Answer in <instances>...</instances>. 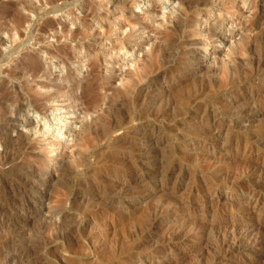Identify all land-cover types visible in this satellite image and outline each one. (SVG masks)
I'll use <instances>...</instances> for the list:
<instances>
[{"label": "rangeland", "instance_id": "1", "mask_svg": "<svg viewBox=\"0 0 264 264\" xmlns=\"http://www.w3.org/2000/svg\"><path fill=\"white\" fill-rule=\"evenodd\" d=\"M0 6V264H264V0Z\"/></svg>", "mask_w": 264, "mask_h": 264}, {"label": "bare ground", "instance_id": "2", "mask_svg": "<svg viewBox=\"0 0 264 264\" xmlns=\"http://www.w3.org/2000/svg\"><path fill=\"white\" fill-rule=\"evenodd\" d=\"M3 4H4V3H3ZM8 5H9V4H8ZM10 5H11V4H10ZM4 6H5V5H4ZM0 7H1V6H0ZM188 7H190V6L188 5ZM192 7H193V6H192ZM163 8H165V7H163ZM163 8H162V9H163ZM170 10H172V8H171ZM189 11H190V10H189ZM170 12H171V11H170ZM172 13H173V11H172ZM181 14H182V12H181ZM13 15H14V14H13ZM15 17H16V16H15ZM177 17H178V16H177ZM175 19H176V18H175ZM178 19H179V17H178ZM178 19H177V20H178ZM180 20H181V19H180ZM17 21H18V20H17ZM178 21H179V20H178ZM174 22H175V21H174ZM175 23H176V22H175ZM178 23H179V22H178ZM173 24H174V23H173ZM180 24H181V23H180ZM19 25H20V22H19ZM19 25H18V26H19ZM174 26H175V25H174ZM178 26H179V25H178ZM178 26L176 25V27H178ZM175 29H176V28H175ZM80 32H81V31H80ZM80 32H79V33H80ZM166 35H167V34H166ZM1 40H2V39H1ZM159 43H160V42H159ZM161 46H163V45H161ZM193 51H194V50H193ZM160 53H162V52L160 51ZM147 55H148V54H147ZM190 55H191V54H190ZM194 55H195V54H194ZM191 56H192V55H191ZM191 58H193V57H191ZM147 59L149 60V58H147ZM193 60H194V58H193ZM194 61H196V60H194ZM189 63H190V62H189ZM152 64H153V63H152ZM192 64H193V63H192ZM196 64H197V63H196ZM181 67H182V66H181ZM192 67H193V66H192ZM192 69H193V68H192ZM166 72H167V71H166ZM183 72H184V71H183ZM127 73H128V72H127ZM130 73H131V72H130ZM143 73H144V72H143ZM260 73H261V72H260ZM122 75H123V74H122ZM125 75H126V74H125ZM125 75H124V76H125ZM259 75H260V74H259ZM263 75H264V74H263ZM170 76H171V75H170ZM126 77H127V76H126ZM173 79H174V78H173ZM256 80H257V79H256ZM239 83H240V82H239ZM245 83H246V82H245ZM245 83H244V84H245ZM250 83H251V82H250ZM247 84H248V83H247ZM245 85H246V84H245ZM90 86H91V84H90ZM90 86H88V87H90ZM150 87H151V86H150ZM153 87H154V86H153ZM93 88H94V87H93ZM93 88H92V89H93ZM88 89H89V88H88ZM148 90H149V89H148ZM149 92H150V91H148V93H149ZM5 93H6V92H5ZM5 93H4V94H5ZM8 93H9V92H8ZM116 93H117V92H116ZM150 93H151V92H150ZM156 94H157V93H156ZM156 94H155V96H156ZM11 95H12V94H11ZM151 95H152V93H151ZM157 95H158V94H157ZM7 96H8V94H7ZM153 96H154V95H153ZM10 97H11V96H10ZM18 97H19V96H18ZM4 98H5V97H4ZM4 98H1V99H0V108L2 107V104H3V102H4ZM152 98H153V97H152ZM158 98H159V97H158ZM18 99H19V98H18ZM7 100H8V99H7ZM13 100H14V99H13ZM15 100H16V98H15ZM95 100H96V99H95ZM150 101H151V100H150ZM145 102H146V101H145ZM145 102H144V103H145ZM108 105L111 106L110 104H108ZM15 109H16V108H15ZM19 109H20V108H19ZM3 112H4V111H3ZM13 112H14V111H13ZM13 112H12V113H13ZM15 112H16V111H15ZM16 113H17V112H16ZM13 114H14V113H13ZM14 115H15V114H14ZM1 118H2L3 120H7V121L10 119V118H9V119H6L5 117H1ZM14 118H16V117L13 116V119H14ZM13 119H12V120H13ZM8 122H9V121H8ZM13 122H14V121H13ZM115 124H116V123H115ZM118 124H119V123H117V125H118ZM207 124H208V122H207ZM213 125H214V124H213ZM4 126H5V125H4ZM205 126H206V125H205ZM9 127H10V126H9ZM1 128H2V127H1ZM207 128H208V126H207ZM110 129H112V128H110ZM203 129H204V128H203ZM0 130H1V129H0ZM7 130H8V129H7ZM108 130H109V129H108ZM208 130H210V129H208ZM208 130H207V131H208ZM4 131H5V130H4ZM42 132L46 133V132H48V129H47V128H44ZM109 132H110V131H109ZM9 133H10V132H9ZM6 134H7V133H6ZM57 134L60 135V134H61L60 131H57ZM107 134H108V133H107ZM7 136H9V138H11L10 135H7ZM17 136H18V135H17ZM12 138H13V137H12ZM12 138H11V139H12ZM21 138H22V137H21ZM21 138L19 139V137H18V139H16V138L14 137V139H13L14 142H13V143L16 144V142H17V143L20 144L22 147H24V146H25V142H24V139L22 138V139H23V140H22ZM7 141H8V140H7ZM3 144H4V145H2L3 148H7V147H6V142L3 143ZM8 144H9V143H8ZM18 148H19V147H18ZM18 148H17V149H18ZM2 152H3V151H2ZM3 153H6V151L3 152ZM5 156H6V155H5ZM7 159H10L9 156H8ZM7 159H6V161H7ZM4 160H5V159H4ZM11 160H12V159H11ZM8 161H9V160H8ZM31 169H32V168H31ZM33 171H34V170H33ZM33 173H34V172H33ZM258 173H259V172H258ZM254 174H255V173H254ZM263 174H264V171L262 172L261 175H263ZM257 175L259 176L260 174H257ZM255 177H256V176H255ZM260 177H261V176H260ZM260 177H259V179L257 178V179H258V180H257V184L254 186L255 189H254V188H253V189H250V192H251L252 194H254V193L256 192V190H260V189H262V187H264V175H263L261 178H260ZM245 179H246V178H245ZM250 179H251V178H250ZM255 179H256V178H255ZM252 181H253V180H252ZM254 181H255V180H254ZM254 181H253V183L256 182V181H255V182H254ZM248 182H249V181H248ZM250 182H251V181H250ZM115 183H116V182H115ZM119 186H120V185H119ZM114 188H115V187H114ZM115 189H116V188H115ZM97 190H98V189H97ZM100 190L103 191L102 189H100ZM95 191H96V190H95ZM115 191H116V190H115ZM263 191H264V189H263ZM257 192H258V191H257ZM96 193H98V192L96 191ZM101 193H102V192H101ZM114 193H115V192H114ZM251 193H250V194H251ZM111 194H112V193H111ZM94 195H95V194H94ZM259 195H260V194H259ZM263 195H264V194H263ZM0 196H1V195H0ZM7 196H8V195H7ZM97 196H98V194H97ZM257 196H258V195H257ZM3 197H4V196H3ZM9 197H10V196H9ZM11 197H13V195H12ZM91 197H92V196H91ZM95 197H96V196H95ZM105 197H106V196H105ZM116 197H118V196H116ZM5 198H6V197H5ZM87 198L89 199V197H87ZM92 198H94V197H92ZM96 198H97V197H96ZM102 198H103V197H102ZM102 198H100V199H102ZM14 199H15V198H14ZM108 199H109V198H108ZM260 199H262V202H260V204L262 205V203H263V206H264V196H263L262 198H260ZM9 200L11 201L12 199H9ZM9 200H8V201H9ZM90 200L92 201V199H90ZM94 200H95V199H94ZM97 200H98V199H97ZM113 200H115V199H113ZM2 201H3V199H2ZM104 202H105V201H104ZM111 203H112V202H111ZM111 203H110V204H111ZM12 204H13V203H12ZM15 204H16V203H15ZM105 204H107V203H105ZM4 205H5V204H4ZM8 205H9V204H8ZM8 205H7V206H8ZM88 206H89V205H88ZM92 206H93V205H92ZM263 206H262V207H263ZM89 207H90V206H89ZM96 207H97V206H96ZM98 207H99V206H98ZM104 207H105V206H104ZM16 209H17V208H16ZM100 209H101V208H99V210H100ZM1 210H2V209H1ZM99 210H98V211H99ZM9 211H10V210H9ZM15 212H16V211H15ZM7 213H8V212H7ZM102 213H103V212H102ZM4 214H5V213H4ZM6 215H7V214H6ZM8 215H10V214H8ZM18 215H19V214H18ZM20 215H21V214H20ZM11 216H12V215H11ZM11 216H10V217H11ZM16 216H17V215H16ZM21 217H22V216H21ZM21 217H20V218H21ZM20 218H19V220H20ZM24 219H25V218H24ZM24 219H23V220H24ZM7 221H8V220H7ZM9 221H10V220H9ZM250 221H251V220H250ZM12 222H13V221H12ZM5 223H6V222H5ZM15 223H16V222H15ZM18 223H19V222H18ZM240 223H241V224H248L249 221H248V220H246V221L244 220V221H240ZM261 223L264 224V218H263V220H261ZM11 224L13 225L14 223H11ZM238 224H239V223H238ZM1 225H2V224H1ZM15 225H17V224H15ZM254 225H255V224H254ZM238 226H239V225H238ZM251 226H252V225H251ZM256 226H257V224L255 225V227H256ZM2 227H3V225H2ZM10 227H11V226H9V228H10ZM13 227H14V226H13ZM15 227H16V226H15ZM15 227H14V229H15ZM239 227H240V226H239ZM253 227H254V226H253ZM253 227H252V228H253ZM255 227H254V228H255ZM241 228H242V227H241ZM243 228H244V227H243ZM6 230H7V228H6ZM231 234L233 235V233H231ZM249 234H250V232H247V233H244V235H241L240 237H234V238H233L234 240L232 239V240L234 241L233 243L239 241V240L242 239L243 237L246 238V236H248ZM238 236H239V235H238ZM232 237H233V236H232ZM223 238H224V237H223ZM263 238H264V237H263ZM224 239H225V238H224ZM260 239H261V237H260ZM260 239H259V240H260ZM228 240H229V239H228ZM225 241H226V240H225ZM256 242H257V241H256ZM261 242H262V241L257 242V245H259V244L261 245ZM220 243H221V242H220ZM262 243H263V242H262ZM227 244H229V242H228ZM230 244H231V243H230ZM252 245H253V244H252ZM14 250H15V249H14ZM12 253H13V252H12ZM13 256H14V254H13ZM19 256H20V255H19ZM22 257H23V256H22ZM22 257L20 256V258H22ZM214 257H215V256H214ZM15 258H16V257H15ZM24 258H25V257H24ZM17 259H18V258H17ZM212 259H213V257H212ZM212 259H211V261H212ZM14 260H15V259H14ZM215 260H216V257H215ZM10 261H11V260H10ZM12 261H13V260H12ZM18 261H19V260H18ZM18 261H16V262H18ZM4 262H5V261H4ZM16 262L13 263V264H16ZM9 263H11V262H9ZM4 264H5V263H4ZM17 264H18V263H17ZM21 264H22V263H21ZM200 264H201V263H200Z\"/></svg>", "mask_w": 264, "mask_h": 264}]
</instances>
